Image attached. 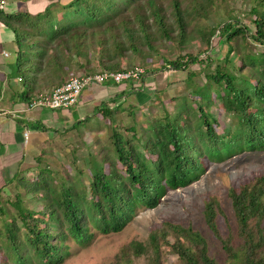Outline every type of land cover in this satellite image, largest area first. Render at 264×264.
Listing matches in <instances>:
<instances>
[{
	"label": "trees",
	"instance_id": "trees-1",
	"mask_svg": "<svg viewBox=\"0 0 264 264\" xmlns=\"http://www.w3.org/2000/svg\"><path fill=\"white\" fill-rule=\"evenodd\" d=\"M225 1L170 0L168 15L160 0H55L34 13L0 11V26L9 31L14 47L9 74L4 79L0 74V91L4 85L13 90L12 82L18 79L17 103L28 104L70 76L120 72L122 61L138 58L143 67L158 57L160 45L168 44L180 54L162 59L159 66L143 67L136 82L144 86L145 77L171 70L185 72L176 82L189 85L187 97L173 105V111L144 118L147 124H139V130L132 122L123 129V137L112 131L107 152L82 160L74 173L84 176L86 185L65 174L62 163L61 170L39 165L33 181L18 173L14 182L5 184L15 192L12 201H0V264H61L70 254L66 241L80 247L95 235L118 233L137 208L152 209L167 190L196 181L204 158L221 162L237 152L264 149V0H242L244 6L251 1L248 20L242 19L241 11L229 9L224 20L206 30L191 29L184 18H206ZM191 37L200 45L192 53L184 51ZM213 52L220 58H213ZM173 84L165 82L155 93ZM119 94L95 106L96 114L109 122L116 112L123 114L121 102L114 99H121ZM215 102L228 119L223 125L209 111ZM228 196L240 243L233 249L228 240L220 239L224 264H264L263 179L242 184ZM218 212L213 199L204 203V221L215 236ZM168 236L172 243L165 240ZM158 239L176 264H214L197 232L167 223L150 234L149 264L162 262ZM144 252L143 245L130 242L123 257L137 258Z\"/></svg>",
	"mask_w": 264,
	"mask_h": 264
},
{
	"label": "rangeland",
	"instance_id": "rangeland-1",
	"mask_svg": "<svg viewBox=\"0 0 264 264\" xmlns=\"http://www.w3.org/2000/svg\"><path fill=\"white\" fill-rule=\"evenodd\" d=\"M3 1L5 3V12L26 11L34 13L42 9L45 4L55 0ZM160 2L164 14L168 15L170 0H160ZM225 3L226 4L214 8L207 14L206 18L201 19L191 17L192 15L190 14L185 15L186 24H188V27L191 29L197 26L205 30L210 29L217 22H221V20L225 19L226 10L229 9L241 11L242 19L245 18V20H248L249 13L247 6H250L251 1L247 6L243 5L242 0H226ZM9 35V31L0 26V52L5 51L8 54L7 58H1L3 62H0V71L7 65L9 67L12 65L14 47L12 42L8 40ZM215 41L216 40H213V43ZM198 44V41L191 37L185 44L184 51L186 50L192 53V51L194 52L200 47ZM213 53V58H220V53ZM178 54H180L179 51L172 45H160L158 47V57H153L150 61H147L143 67L159 66L163 63L162 59L173 60ZM182 54L183 53H181V55ZM127 57L129 58V55ZM128 64L132 67H138L142 72L144 70L138 58H134L130 63L122 61L120 66L122 69H127L129 66ZM198 68L199 66L195 65L193 71H197ZM185 75V72H174L171 70L162 71L152 77H145L144 86H141L136 81H123L116 85L111 83H91L80 92L77 104L68 110L49 111L37 108L31 110L29 113L30 115L28 112L22 114L21 116L25 119L23 125L26 128L24 129L29 132L28 148H33L39 152L40 147H42L41 140L44 141L45 136H47L50 139H47L48 147L49 149H53V147H51V136L57 134V139L62 141V148L60 147L59 149L64 157L60 153L55 157L57 151H55L53 156L44 148V150H46L45 156L42 155L39 158V162L37 161L38 166H36V162L31 163L33 170L30 171V173L18 174L19 167L17 164H14V168L9 165L5 171L0 173V188L7 183L14 182L15 177L18 175L23 176V174H25L26 177L25 175L24 177L28 179V181H33L36 176L35 170L37 168L35 167H39V165L41 167L49 166L51 170H61V163L64 169L67 170L65 174L72 175L71 177H74L73 179L86 185L84 176H79L74 173L81 167L83 163L82 160L85 162V159H88L90 155V161L93 158V154H97L101 150L107 152V147L110 144L109 137L112 131L118 132V134L123 137L126 136L123 129L125 130L127 127H130L132 122L136 124V130H139L140 126L144 127V125L147 124V122L146 124L144 123V118L159 117L163 115L162 111L164 110L173 111V107L182 103L187 97L185 95L189 85L186 83L177 84L179 80L185 78ZM172 81H175V84L165 88L161 94L155 93V88L160 89L164 86L165 82ZM17 83L15 86L19 87ZM146 85H150V88H147ZM120 92H122V94L118 96H122L123 98L114 99L115 103L121 102L122 108L120 111L123 110V114L116 112L112 122L96 114L94 110L95 106H99L100 103L113 98L114 95ZM172 97H176L174 102L170 101ZM152 101H154V104H148L149 102L152 103ZM42 111L43 113H47L45 114L46 116L42 118L37 117V119L39 120V126H43L47 131V134H44L45 136L35 133L36 123H31L28 120V116H38L39 112ZM209 111L216 115L221 125L225 123L224 121L228 122V119L224 117L220 104L215 102L214 105L209 108ZM129 112L132 116L134 115V118ZM68 116L71 117L70 120H64V118ZM76 118L79 119L77 120ZM139 124L141 125L139 126ZM30 126L34 128L31 131ZM120 126L122 129H120ZM89 141L91 146L88 147ZM47 143H45L44 146ZM76 146L78 149H75L76 153L72 156V150ZM70 151L71 155H69ZM66 153L67 156H65ZM23 155V161L25 163H30L31 160L29 159L31 156L29 152L27 153V151H25ZM70 156L76 160L71 162ZM202 161L204 164L203 172L196 181L184 188L173 191L167 190L156 207L152 209L144 207L137 208L131 219L118 233L95 235L90 242L80 247H76L73 243L66 241L65 243L69 246L70 254L61 264H149L152 252L151 248L148 246L150 234H156L166 223L178 225L184 229L189 228L191 231L197 232L205 243L207 256L214 264H224L225 253L223 252L222 241L220 239L228 240V243L233 249L238 247L240 243L237 237L238 225L228 192L238 188L242 184L254 181L255 179L261 178L264 181V149L260 151L244 150L237 152L221 162L207 161L205 158ZM14 192L11 185L6 186L0 191V201H12ZM209 199H213L219 206V212L215 214L214 219L217 236L207 227L203 217V206ZM24 202L26 203V201ZM26 206L37 210L40 209L38 204L34 205L35 207H33L32 204H26ZM252 224L253 223L249 221L248 227L252 226ZM261 225L264 234V219ZM165 240L168 243H172V239L169 236L166 237ZM130 242L143 245L145 248L144 254L137 258L133 256H130L129 259L126 258V256L124 258L123 250ZM156 244L160 250L162 258L161 264H176L174 262L175 256L171 253L162 239H158Z\"/></svg>",
	"mask_w": 264,
	"mask_h": 264
},
{
	"label": "crops",
	"instance_id": "crops-1",
	"mask_svg": "<svg viewBox=\"0 0 264 264\" xmlns=\"http://www.w3.org/2000/svg\"><path fill=\"white\" fill-rule=\"evenodd\" d=\"M8 40H10V41L12 40L11 34L9 35ZM3 54H6V56H3ZM7 57H8V54L5 51L0 52V62H3V59H1V58H7ZM0 74L3 76L2 79H4V77L9 74V68L6 66L4 69H1ZM2 81H4V80H2ZM16 83H17V81H16ZM16 83H14V85L12 83V86H14L13 90L10 89V85L9 86L4 85V86H2V89L0 91V173L5 171V169H7L9 167V165L12 168H14L15 167L14 164H17L19 167L18 173H30V171L33 170L31 163L37 162L42 155L45 156L46 150H48L50 152V154H52L53 156L55 154V151H57V154H55V157H56V155H59V153L62 154V156L64 157L63 153L59 149L60 147L62 148V144H61L62 141L57 139V137H58L57 134H53V136H51L52 137V145L51 144L50 145H51V147H53V149H49V147H48L47 139H49V138L47 136H45L47 134V131L45 132L42 130V129H44V127L39 126V122H38L39 120L37 119V117L42 118L43 116H46L45 114H47V113H43V111L39 112L38 116H35V117H32V116L29 117L28 116V120L31 123H36V125H37L35 127V133L42 134V135L45 134L44 135L45 136L44 141L41 140L42 141V143H41L42 147H40L39 152L33 148H30V147L28 148V146H29V132H28V130L24 129V128H26L23 125L25 122V119L21 115L26 113V112H28V114H29L31 110H25L24 109L25 104L21 103V105H22L21 106V105H19L20 103L16 102V99H17L16 94L18 93V91L14 90L16 87L15 86ZM78 99H79V97H78ZM18 106H20V107H18ZM34 109H37V108H34ZM42 110H46V109H42ZM70 118L71 117L68 116L67 118H64V120L69 121ZM76 119L78 120L79 118H76ZM30 127H31L30 131L34 129L32 126H30ZM39 127H42V129ZM21 128H22V130H21ZM61 129H64V128H61ZM24 134H25V136H24ZM45 143H47V144L44 146ZM73 145H74V143H73ZM87 146L88 147L91 146L90 141L88 142ZM44 148L46 150H44ZM54 148H56V149H54ZM75 149H78L77 146L72 150V152H73L72 156L74 155V153H76ZM25 151H27V153L29 152V154L31 156V158L29 159V160H31L30 163H25L23 161V157H24L23 153ZM69 155H71V151H70ZM65 156H67V153L65 154ZM70 159H71V162L73 160H76V159L72 158L71 156H70Z\"/></svg>",
	"mask_w": 264,
	"mask_h": 264
},
{
	"label": "built area",
	"instance_id": "built-area-1",
	"mask_svg": "<svg viewBox=\"0 0 264 264\" xmlns=\"http://www.w3.org/2000/svg\"><path fill=\"white\" fill-rule=\"evenodd\" d=\"M4 6V1L0 0V11L4 9ZM141 74L142 71L138 67H131L120 72L70 76L62 85L54 87L47 93L38 94L28 104L24 105V109L67 110L77 103L80 92L91 83L101 84L105 81H111L114 84H119L123 81H137ZM17 81L19 82L18 79Z\"/></svg>",
	"mask_w": 264,
	"mask_h": 264
}]
</instances>
